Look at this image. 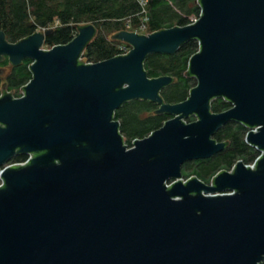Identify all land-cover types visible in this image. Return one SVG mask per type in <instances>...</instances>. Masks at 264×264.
I'll list each match as a JSON object with an SVG mask.
<instances>
[{
  "label": "water",
  "instance_id": "obj_1",
  "mask_svg": "<svg viewBox=\"0 0 264 264\" xmlns=\"http://www.w3.org/2000/svg\"><path fill=\"white\" fill-rule=\"evenodd\" d=\"M199 3L192 24L116 33L130 51L97 63L83 59L93 23L50 49L53 29L16 43L0 29V63L33 62L23 95H0V170L34 155L1 174L0 264H264V154L254 169L238 161L209 183L183 182L186 163L225 150L214 136L231 122L264 152V0ZM194 39L197 85L168 103L176 78H152L145 63ZM218 98L232 108L213 112ZM139 99L172 118L129 148L115 115Z\"/></svg>",
  "mask_w": 264,
  "mask_h": 264
},
{
  "label": "trees",
  "instance_id": "obj_2",
  "mask_svg": "<svg viewBox=\"0 0 264 264\" xmlns=\"http://www.w3.org/2000/svg\"><path fill=\"white\" fill-rule=\"evenodd\" d=\"M142 1H147L145 6ZM201 14L199 0H0V29L11 43L37 31L53 29L45 41V45L52 48L70 43L78 34L77 25L93 23L98 34L88 45L83 59L87 63H97L121 54L120 46L124 43L110 37L123 30L142 32L140 29L145 17L148 18L147 32L153 33L164 28L192 24ZM199 50L200 43L194 39L181 46L175 54H153L148 57L145 68L150 77L169 75L176 78L162 92L166 102L185 101L197 85V79L188 77L187 71L190 59ZM32 63L27 59L19 66H12L8 58L0 63V95L2 87L7 86L15 97H20L21 88L32 79ZM8 68L10 72L6 74ZM232 106L225 98H218L212 103V111L221 113ZM158 109V104L139 99L126 103L116 112L115 119L120 122V131L129 148L135 140L148 137L172 118L157 114ZM194 120L196 118L191 117L187 121ZM248 132V127L238 122L223 126L214 138L228 143L225 150L208 159L186 163L183 167L184 177L197 176L209 183L217 173L230 171L238 161L251 164L260 151L247 142ZM25 158L26 155H19L13 160Z\"/></svg>",
  "mask_w": 264,
  "mask_h": 264
},
{
  "label": "built area",
  "instance_id": "obj_3",
  "mask_svg": "<svg viewBox=\"0 0 264 264\" xmlns=\"http://www.w3.org/2000/svg\"><path fill=\"white\" fill-rule=\"evenodd\" d=\"M146 3H147V1H142V5L143 6H145L146 5ZM144 21H145V23L142 25V27H141V31H143L145 28H146V23H147V21H148V18L147 17H145L144 18ZM128 27H131L130 25H128ZM45 31V30H44ZM121 54H126V53H128L129 51H130V47L128 46V44H126V43H124L121 47ZM120 55V54H119ZM23 95V92H22V90H20V97ZM133 147V146H132ZM264 154V152L262 151V152H260V155L251 163V164H248L247 166H251V168L252 169H254L255 168V166H256V163H257V161H258V159L262 156ZM34 158V155L33 154H28V155H26V158L25 159H23V160H20V161H14V160H12V161H10L9 163H7L4 167H2L1 168V170H0V187L4 184V180H3V178H2V176H1V174H2V172L4 171V169H6V168H8V167H13V166H18V167H24V166H27L31 161H32V159ZM234 168H235V165H234V167L230 170V172H232L233 170H234ZM191 177H193V176H191ZM191 177H183V182L184 183H186ZM212 180V179H211ZM211 182V181H210ZM173 184V181H169L168 183H167V185H168V187H170L171 185ZM233 193V192H232Z\"/></svg>",
  "mask_w": 264,
  "mask_h": 264
},
{
  "label": "rangeland",
  "instance_id": "obj_4",
  "mask_svg": "<svg viewBox=\"0 0 264 264\" xmlns=\"http://www.w3.org/2000/svg\"><path fill=\"white\" fill-rule=\"evenodd\" d=\"M128 28H131V27H128ZM147 30H148V29L145 28L142 32H139V33L149 34V32H147ZM136 32H137V31H136ZM112 37H113V36H112ZM112 37H110V38L112 39ZM119 42H120V41H119ZM122 45H123V44H122ZM122 45H121V46H122ZM121 46H120V47H121ZM44 47H45L46 49H50V48L47 47L46 45H45ZM9 72H10V69L8 68V69L5 71V73L8 74ZM6 74H5L4 76H6Z\"/></svg>",
  "mask_w": 264,
  "mask_h": 264
},
{
  "label": "flooded vegetation",
  "instance_id": "obj_5",
  "mask_svg": "<svg viewBox=\"0 0 264 264\" xmlns=\"http://www.w3.org/2000/svg\"><path fill=\"white\" fill-rule=\"evenodd\" d=\"M4 87V86H3ZM3 87H2V89H3ZM8 88V87H7ZM10 92H13V91H10ZM14 93V92H13ZM15 95V94H14Z\"/></svg>",
  "mask_w": 264,
  "mask_h": 264
}]
</instances>
